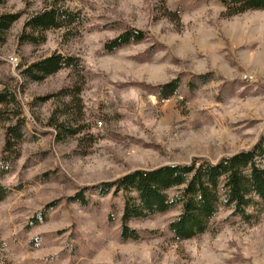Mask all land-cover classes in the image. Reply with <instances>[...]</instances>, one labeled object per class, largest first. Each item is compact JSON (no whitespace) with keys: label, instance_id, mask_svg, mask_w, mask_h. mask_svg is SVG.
Returning a JSON list of instances; mask_svg holds the SVG:
<instances>
[{"label":"rangeland","instance_id":"rangeland-1","mask_svg":"<svg viewBox=\"0 0 264 264\" xmlns=\"http://www.w3.org/2000/svg\"><path fill=\"white\" fill-rule=\"evenodd\" d=\"M50 2L0 5V16L20 14L0 37V93L16 100L0 106V161L8 128L22 122L0 176L8 190L0 264H264V205L256 197L249 219L220 207L189 240L169 228L181 207L132 219L133 240L122 237L124 194L101 195L102 184L137 170L215 164L263 142L264 11L228 17L218 0H65L85 23L22 44L26 21ZM129 29L145 39L103 51ZM54 53L81 68L24 79L26 66ZM173 84L176 93L162 97ZM72 90L76 98L60 95Z\"/></svg>","mask_w":264,"mask_h":264},{"label":"trees","instance_id":"trees-1","mask_svg":"<svg viewBox=\"0 0 264 264\" xmlns=\"http://www.w3.org/2000/svg\"><path fill=\"white\" fill-rule=\"evenodd\" d=\"M6 0H0V5ZM65 0H51L40 12L32 15L25 23L21 43L38 46L46 41L49 31L71 32L82 26L85 18L79 12L66 9L61 3ZM225 8L226 16L233 17L248 11H264V0H218ZM20 14L0 16V37L18 21ZM146 34L129 29L107 42L103 51L114 53L130 44L142 42ZM2 40V38H0ZM79 70L80 62L73 57L54 53L38 62L32 63L22 72L29 82H42L63 69ZM177 86L170 85L161 89L160 95L167 97L176 93ZM75 90L62 92L64 97H77ZM51 96L43 98V101ZM16 100L7 92L0 93V106L8 107ZM22 122L18 121L8 128L5 155L0 161V176L6 171L5 163L14 157L13 146L22 138ZM65 131L69 129L64 128ZM62 131V130H60ZM264 140L254 149L242 151L231 157H225L218 163L207 160L190 165H171L154 170H137L113 183L101 186V195L115 189L125 196L123 214V239H136V231L127 227L128 221L159 213H166L181 207V214L174 219L169 228L178 240H189L204 234L209 223L215 218L218 209H232L233 214L247 220L251 216L248 209L254 204V197L264 205ZM8 190L0 186V201ZM174 193V194H173ZM173 194V197H170ZM76 199L84 202L82 195Z\"/></svg>","mask_w":264,"mask_h":264},{"label":"built area","instance_id":"built-area-1","mask_svg":"<svg viewBox=\"0 0 264 264\" xmlns=\"http://www.w3.org/2000/svg\"><path fill=\"white\" fill-rule=\"evenodd\" d=\"M12 64L16 65V61H14L13 59L10 60Z\"/></svg>","mask_w":264,"mask_h":264},{"label":"bare ground","instance_id":"bare-ground-1","mask_svg":"<svg viewBox=\"0 0 264 264\" xmlns=\"http://www.w3.org/2000/svg\"><path fill=\"white\" fill-rule=\"evenodd\" d=\"M15 61V59H13ZM18 64V63H17Z\"/></svg>","mask_w":264,"mask_h":264}]
</instances>
